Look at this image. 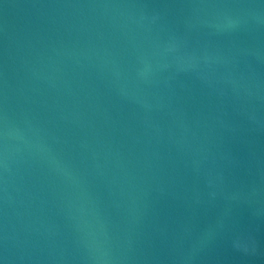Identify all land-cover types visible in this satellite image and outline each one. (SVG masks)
<instances>
[{
  "label": "water",
  "instance_id": "water-1",
  "mask_svg": "<svg viewBox=\"0 0 264 264\" xmlns=\"http://www.w3.org/2000/svg\"><path fill=\"white\" fill-rule=\"evenodd\" d=\"M0 264H264V0H0Z\"/></svg>",
  "mask_w": 264,
  "mask_h": 264
}]
</instances>
